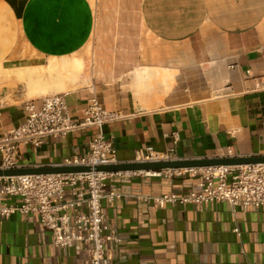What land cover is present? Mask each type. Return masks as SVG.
<instances>
[{"label":"crops","instance_id":"1","mask_svg":"<svg viewBox=\"0 0 264 264\" xmlns=\"http://www.w3.org/2000/svg\"><path fill=\"white\" fill-rule=\"evenodd\" d=\"M76 60L85 64L78 70L92 67L62 92L68 114L82 119L93 95L119 112L103 126L118 162L145 149L171 159L264 153V0H0L1 68L50 64L44 69L71 80ZM10 96L0 102V135L26 116L29 99ZM41 97L31 98L36 109ZM97 132L87 125L20 146L22 163L88 153ZM197 183L194 173L164 171L108 181L120 196L102 201L116 237L103 264H264V207L154 201L198 191ZM0 264L90 261L80 245L55 246L36 213L15 212L0 216Z\"/></svg>","mask_w":264,"mask_h":264},{"label":"built area","instance_id":"2","mask_svg":"<svg viewBox=\"0 0 264 264\" xmlns=\"http://www.w3.org/2000/svg\"><path fill=\"white\" fill-rule=\"evenodd\" d=\"M249 74V72H247ZM257 88L264 90V80ZM24 121L0 135V168L28 166L22 163L20 146H40L48 137L61 138L76 128L92 125L98 128L88 143V153L65 157L54 165H88L89 171L74 173L22 174L0 177V216L8 218L18 212L23 216L36 213L50 230L53 244L58 247L80 245L89 255L90 264H103L109 243L116 239L105 225L102 201L112 202L120 196L107 182L115 178H129L146 171L103 172L96 165L114 164L115 148L106 139L103 126L121 117L119 112L104 109L93 95L87 101L84 117L72 120L66 109L64 93L56 92L41 97L35 108L34 100L23 103ZM264 154V153H263ZM171 159L151 149L138 150L134 161ZM168 176L194 173L198 176V191L187 195L164 193L154 197L158 205L190 202L204 206L226 201L233 212L237 206L264 207V163L243 165L204 166L187 169H165ZM19 198L10 204L13 198ZM237 230V228H235Z\"/></svg>","mask_w":264,"mask_h":264},{"label":"water","instance_id":"3","mask_svg":"<svg viewBox=\"0 0 264 264\" xmlns=\"http://www.w3.org/2000/svg\"><path fill=\"white\" fill-rule=\"evenodd\" d=\"M248 163H264V154H253L247 156L230 155L213 158L167 159L147 162H117L114 164L96 165L93 169L95 171L112 173L125 171L159 172L165 169H187L219 165H243ZM91 169L92 167L88 165H28L16 168H0V177L22 174L74 173L89 171Z\"/></svg>","mask_w":264,"mask_h":264},{"label":"rangeland","instance_id":"4","mask_svg":"<svg viewBox=\"0 0 264 264\" xmlns=\"http://www.w3.org/2000/svg\"><path fill=\"white\" fill-rule=\"evenodd\" d=\"M91 67V63L88 60L86 67L82 70H78L75 77L71 80L67 78L59 80L61 76H59L57 72H50L44 68L40 69L35 67L32 69L29 68L30 70H28V68H24V70H22L23 68H20V70L16 68L11 69L13 70L10 72L12 73L11 75H6L7 73H5L3 68L0 67V102H12L14 99L11 98L10 93L18 95L24 94L27 99H31L33 97L44 96L46 94L65 92L72 87L83 84V81L79 82L77 80H82L83 71L90 74L89 71ZM16 71H20V73H22V79L19 80L14 75ZM85 80L86 79H84V81ZM76 81L78 83H75Z\"/></svg>","mask_w":264,"mask_h":264},{"label":"bare ground","instance_id":"5","mask_svg":"<svg viewBox=\"0 0 264 264\" xmlns=\"http://www.w3.org/2000/svg\"><path fill=\"white\" fill-rule=\"evenodd\" d=\"M74 65H75V68L78 70L79 68H83L84 67V62L82 61H78V60H76L75 61V63H74ZM47 67H50L51 68V65L50 64H47L46 66H39V68L41 69V68H47ZM27 68V67H26ZM33 68H35V67H33ZM49 68V69H50ZM30 69H32V68H30ZM29 68H28V70H30ZM18 70H20V68H18ZM22 70H24V68L22 69ZM27 70V71H28ZM35 70V69H34ZM37 70V69H36ZM3 71L5 72V73H7V74H12V73H10L11 71H13V70H11V69H3ZM22 72V71H21ZM18 76H19V80L20 79H22V73H20V71H16L15 72ZM24 73V72H23ZM26 73V72H25ZM25 76V75H24ZM28 76V75H27ZM25 78V77H24ZM29 78V77H28ZM25 80V79H24ZM40 91V90H39ZM148 173H152L151 171H147Z\"/></svg>","mask_w":264,"mask_h":264}]
</instances>
